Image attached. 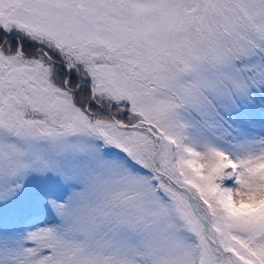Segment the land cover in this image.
Returning a JSON list of instances; mask_svg holds the SVG:
<instances>
[{"label": "snow or ice", "instance_id": "snow-or-ice-1", "mask_svg": "<svg viewBox=\"0 0 264 264\" xmlns=\"http://www.w3.org/2000/svg\"><path fill=\"white\" fill-rule=\"evenodd\" d=\"M0 264H264V0H0Z\"/></svg>", "mask_w": 264, "mask_h": 264}]
</instances>
